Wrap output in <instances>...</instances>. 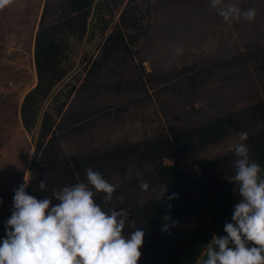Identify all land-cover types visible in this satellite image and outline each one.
<instances>
[{
	"label": "rangeland",
	"instance_id": "1",
	"mask_svg": "<svg viewBox=\"0 0 264 264\" xmlns=\"http://www.w3.org/2000/svg\"><path fill=\"white\" fill-rule=\"evenodd\" d=\"M60 1L13 0L0 10V243L13 211V190L25 183L26 174L40 166V179L33 184L30 179L26 191L52 198L54 190L87 183L85 170L91 166L117 186L110 202L97 193V203L127 212L126 234L144 230L143 256L167 233L163 224L152 223L159 217L150 209L166 185L163 168L179 169L191 181V189L175 188L178 198L198 197L206 185L201 165L226 155L236 159L229 145L238 137L163 158L162 165L139 154L151 141L229 114L244 124V143L249 142L253 131L247 126L257 119L250 107L264 100V63L257 55L264 48V0H239L242 10H257L252 22L226 23L210 0H123L112 7L104 34L100 30L110 15L93 14L81 40H68L69 70L53 90L62 110L35 157L39 127L24 130L20 107L37 84L34 40L44 4ZM50 102L42 113L53 110ZM44 179L47 188L41 190ZM141 180L149 183L147 192L139 187Z\"/></svg>",
	"mask_w": 264,
	"mask_h": 264
},
{
	"label": "clouds",
	"instance_id": "2",
	"mask_svg": "<svg viewBox=\"0 0 264 264\" xmlns=\"http://www.w3.org/2000/svg\"><path fill=\"white\" fill-rule=\"evenodd\" d=\"M12 3L0 0V10ZM210 8L226 23L252 22L257 16L254 7L242 10L239 0H210ZM236 136L237 142L229 145L236 156L231 181L242 199L234 207V223L224 225L227 236H213L202 264H264V177L244 143L248 134ZM85 171L87 183L65 186L54 190L52 198L43 199L27 193L30 177L25 175V183L13 190V211L6 222V238L0 243V264H139L144 230L135 228L126 234L127 212L106 210L95 199L97 193H104L103 200L110 202L117 186L91 166ZM139 187L147 192L150 185L141 180ZM39 188L46 190V179L39 182ZM166 193L167 185H163L162 200ZM167 199H178V195L172 193ZM167 207L171 210V203ZM164 221L163 232L178 223L169 215Z\"/></svg>",
	"mask_w": 264,
	"mask_h": 264
},
{
	"label": "trees",
	"instance_id": "3",
	"mask_svg": "<svg viewBox=\"0 0 264 264\" xmlns=\"http://www.w3.org/2000/svg\"><path fill=\"white\" fill-rule=\"evenodd\" d=\"M122 3L123 0H61L54 7L44 4L34 40L37 84L25 95L20 107V119L24 130L31 133L37 126L39 127L35 157L46 139L54 133L56 115L62 110V105L58 102L60 95H53V90L66 77L69 70L67 68L70 54L69 38L77 37V40H81L88 27V19L93 14L99 17L103 14L110 15L107 21L104 20L105 26L100 30L104 34L113 20L112 7L116 9ZM52 16H56V19L46 24V19ZM257 55L264 63V48L258 50ZM49 99L53 110L42 113L43 106ZM250 110L252 114L257 115V119L254 121L256 127L254 123L247 126L253 131L247 143L249 155L252 161L261 166L260 176L264 177V100L250 107ZM232 115L214 117L201 126L176 133L171 138L151 141L147 151L145 150L146 155L141 152L139 158H148L162 165L163 158H177L179 155L184 157L189 149L196 150L220 143L229 135L243 132V128H246L241 122L236 124ZM234 161L232 156L226 155L217 160L204 162L201 170L206 185L198 197L178 198L172 201H168L167 196L175 193V188L183 185L191 189L192 184L181 170L174 167L163 168L167 170L162 177V182L167 185V193L163 200L158 201L156 198V203L150 207L156 210V216L159 217L152 223L164 224L165 215L171 216L178 223L157 242L153 250L141 257L139 264H198L203 250L214 235L227 236L224 225L234 223L232 220L234 207L242 199L235 191L236 185L231 181L235 175ZM39 167L31 172L32 184L36 179H40L42 170ZM214 171L215 175L212 176L211 173ZM169 203L172 205L171 210L167 207Z\"/></svg>",
	"mask_w": 264,
	"mask_h": 264
}]
</instances>
